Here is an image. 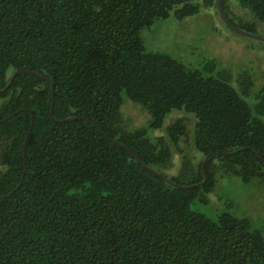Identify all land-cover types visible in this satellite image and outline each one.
Instances as JSON below:
<instances>
[{
	"label": "trees",
	"instance_id": "obj_1",
	"mask_svg": "<svg viewBox=\"0 0 264 264\" xmlns=\"http://www.w3.org/2000/svg\"><path fill=\"white\" fill-rule=\"evenodd\" d=\"M193 1L0 0V89L15 69L41 75L18 72L0 92V196L13 190L0 197V264H264V240L245 220L190 207L217 174L264 184V115L224 77L146 51L138 35L170 11L194 13ZM221 5L241 29L264 26V0ZM122 89L152 128L172 109L193 115L198 155L176 174L161 171L165 146L123 128ZM167 135L177 144L184 120ZM108 137L176 184L205 181L171 186ZM210 152L229 154L209 155L202 171Z\"/></svg>",
	"mask_w": 264,
	"mask_h": 264
},
{
	"label": "rangeland",
	"instance_id": "obj_2",
	"mask_svg": "<svg viewBox=\"0 0 264 264\" xmlns=\"http://www.w3.org/2000/svg\"><path fill=\"white\" fill-rule=\"evenodd\" d=\"M230 1L236 4V0ZM193 2L197 7L194 13L178 15L170 11L166 18L140 29L138 35L144 49L166 54L205 76L224 77L249 105L252 115L262 119L264 108L259 113L255 105L264 103V42L230 29L214 6L202 0ZM253 33L264 36V26L256 27ZM119 115L126 131L141 130L151 142L168 149L171 164L161 170L165 175L176 174L184 156L198 155L193 147L194 117L183 109L170 110L160 126L152 128L146 108L130 100L122 89ZM179 118L185 122V135L173 144L167 126ZM190 207L211 220L223 212L243 219L248 229L257 230L264 240V184L256 180L217 174L211 189L200 191Z\"/></svg>",
	"mask_w": 264,
	"mask_h": 264
},
{
	"label": "water",
	"instance_id": "obj_3",
	"mask_svg": "<svg viewBox=\"0 0 264 264\" xmlns=\"http://www.w3.org/2000/svg\"><path fill=\"white\" fill-rule=\"evenodd\" d=\"M216 10H217V13L220 17V19L223 21V23L228 26L230 29H232L233 31L241 34V35H244V36H248V37H252V38H255L257 40H260V41H263L264 42V36H260V35H257L253 32H250V31H247V30H244V29H241L239 28L237 25H235L233 22H231L227 17L226 15L224 14L223 12V9H222V5H221V0H216ZM18 72H25V73H31V74H34V75H38V76H41L39 75L38 73H35L29 69H15L13 70V72L11 73L10 77H9V80L8 82L6 83V85L0 89V92H2L9 84L10 82L12 81V79L14 78V76L18 73ZM45 78V77H44ZM46 79V78H45ZM52 102H53V99H52V84L50 83V105H49V110H48V114L49 116L51 117V109H52ZM14 113V112H13ZM12 113V114H13ZM12 114H9L8 116H6L5 118H3L2 120L6 119L7 117H9L10 115ZM78 118H81V119H85V120H88L84 117H81V116H77ZM71 118H75V116L73 117H69V118H65V119H60L58 121H64V120H67V119H71ZM32 124V120L30 119L29 121V125H28V128L26 130V133H25V137H24V141H23V146H22V153L24 152V148H25V141H26V137H27V134L29 132V129H30V126ZM102 133L106 136V134L102 131ZM108 139H110L111 141L117 143L118 145H120L121 147H123L126 151H128L132 156L133 158L138 162L140 163L145 169H147L148 171L152 172L153 174H155L156 176H158L160 179H162L163 181H165L166 183L170 184L171 186H174V187H178V188H183V189H186V188H190V187H195V186H199L201 185L204 181H205V175L203 174V179L200 181V182H197L195 184H191V185H180V184H176L174 182H172L171 180H169L168 178H166L165 176H163L162 174H160L159 172H156L154 171L153 169H151L150 167H148L146 164H144L129 148L121 145L120 143L116 142L115 140H113L112 138L108 137ZM214 154H219V155H226V154H229V153H226V152H210V153H207L205 154L203 157H202V160L200 162V168L201 170L203 171V163L204 161L206 160V158L209 156V155H214ZM260 161L262 162L263 166H264V161L263 159L258 155ZM23 176V172L21 174V177L19 179V182L17 183V185L15 186L18 187V185L20 184V181H21V178ZM14 188V189H15ZM13 191V190H11ZM10 191V192H11ZM10 192H8L7 194H9ZM7 194H3L1 195L0 197H3V196H6Z\"/></svg>",
	"mask_w": 264,
	"mask_h": 264
}]
</instances>
